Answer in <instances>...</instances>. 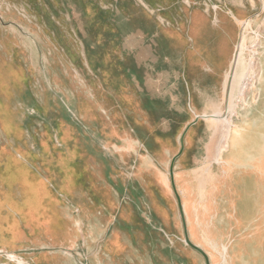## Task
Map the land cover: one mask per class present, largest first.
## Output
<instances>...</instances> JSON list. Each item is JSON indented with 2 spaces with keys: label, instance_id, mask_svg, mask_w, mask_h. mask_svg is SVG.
<instances>
[{
  "label": "rangeland",
  "instance_id": "1",
  "mask_svg": "<svg viewBox=\"0 0 264 264\" xmlns=\"http://www.w3.org/2000/svg\"><path fill=\"white\" fill-rule=\"evenodd\" d=\"M198 11L212 29L224 19L220 36L234 54L221 107L201 114L220 111L221 125L193 115L214 93L210 82H222L201 64L213 34L199 51L190 39ZM4 51L0 264H206L187 246L173 179L197 243H229L242 199L236 177L254 174L257 188H240L264 209V133L255 145L245 118L263 88L264 0H0ZM238 60L245 75L232 94ZM222 141L225 153L207 172ZM223 157L236 163L226 174ZM212 251L217 261L222 247Z\"/></svg>",
  "mask_w": 264,
  "mask_h": 264
},
{
  "label": "crops",
  "instance_id": "2",
  "mask_svg": "<svg viewBox=\"0 0 264 264\" xmlns=\"http://www.w3.org/2000/svg\"><path fill=\"white\" fill-rule=\"evenodd\" d=\"M199 14V15H198ZM197 16L191 17V25H190V39L194 43L193 46L199 51L202 50L205 44V37L210 36L213 34L214 37V42L213 45H210V49L208 53L205 55H201V64H206L208 67V70L214 74H222V82L219 87L215 86L214 82H210V88L212 90H215L214 93H208L205 96L200 97L199 102L200 106L193 111V115H201L204 113L210 112V107L214 108L217 105H222L224 98L226 96V92L224 93L223 87L224 83L226 80V75L230 69L231 66V56L234 54L232 53V48L229 43H227L226 39L221 38L220 36V30L222 29V26H225V29L227 28V24L224 23V19L222 17L216 16L213 29L210 27H207V23L203 17V15L198 11ZM234 20L236 21L235 17L232 16ZM237 23V22H236ZM170 33L172 36L177 37L180 35H177L175 29H170ZM212 37V38H213ZM182 45L185 44V40L181 39V37L178 39ZM235 49V45H234ZM234 52V51H233ZM6 55L7 53L4 51L0 55V62H3L1 64L7 63L8 61L2 56ZM13 63V62H12ZM0 64V65H1ZM175 68L173 64H170V67L166 70V88H169L170 90L172 89V86H177L178 85V79L177 77L173 76L175 73ZM216 88V89H215ZM169 94H171V91H169ZM177 103V102H176ZM181 109L184 108L181 103H177ZM194 122V120H193ZM192 122V123H193ZM192 123L190 125H192ZM191 127V126H189ZM259 134H263V132H260ZM258 133L254 135V142L255 145H257V139H258ZM189 136L188 130L185 132L183 135L182 139V148H181V155L185 150V138ZM187 142V140H186ZM187 144V143H186ZM234 147L237 149L238 147L235 146L234 141L232 145H229V148ZM207 150V148H206ZM210 152L207 150V154ZM255 154L254 157L258 158V148H255L253 151ZM180 154L175 158H179ZM223 156V155H222ZM222 164L224 166V173H228L229 170H234V167H236V163L232 161L229 157H223L222 159ZM256 168V164L254 166ZM250 176L246 179L245 181H240L241 177L239 179L232 181L233 185V193L236 197V195L241 199L239 202V208L237 210H234L233 214H230L233 216L231 217L232 221H235V224H237L233 228V233L229 235V243H197L194 240L193 236V228L191 224V220L189 217V214L187 215V230H188V235L189 239L191 240L192 244L200 248L209 258L210 264H264V224H258L257 221V212H259V215H264L263 210L264 209H259L253 207L255 206L254 201L252 198H250L251 195L245 194L242 192L240 195V192L242 191L240 186L241 185H247L246 187L248 190L252 191L253 189L257 188L258 182L254 178V174L250 172ZM246 177V176H245ZM243 184H242V183ZM245 183V184H244ZM241 196V197H240ZM182 199V198H181ZM250 199V200H249ZM237 201V200H236ZM249 203V205L245 204V202ZM183 203V202H182ZM240 203L243 205L240 206ZM243 207V208H242ZM254 208V210H253ZM184 209V206H183ZM185 212V211H184ZM228 213H224V218L223 222L226 224L228 222ZM158 219V218H157ZM250 219L248 223L245 225L244 221ZM241 221V223H239ZM249 227V228H248ZM188 240V239H187ZM185 241V240H184ZM191 244V243H190ZM190 244L187 245L190 247ZM214 246L217 248L222 247V255L220 258L216 261L213 260V249ZM213 248V249H212ZM196 252V251H195ZM198 253V252H196ZM202 258L203 255L198 253Z\"/></svg>",
  "mask_w": 264,
  "mask_h": 264
},
{
  "label": "bare ground",
  "instance_id": "3",
  "mask_svg": "<svg viewBox=\"0 0 264 264\" xmlns=\"http://www.w3.org/2000/svg\"><path fill=\"white\" fill-rule=\"evenodd\" d=\"M239 58H241V54H240V57ZM240 61L241 60H238V62H237V64H236V70L234 71V80H233V84H232V94L233 93H235V90H237V83H236V78L237 77H240V78H242L244 75H245V69L242 67V68H239L241 65H240ZM240 65V66H239ZM252 65V64H251ZM252 68L253 67H251L250 66V68L248 69V71H247V75H246V77H245V79L246 78H248L249 76H250V73H252L253 75H254V73H256V72H254L253 73V71H255V70H252ZM256 68V67H255ZM258 69V68H257ZM252 71V72H251ZM263 71V70H262ZM263 74V73H262ZM230 75V74H229ZM252 75V76H253ZM242 76V77H241ZM260 76H261V74H260ZM260 76H259V74H258V76H257V78L258 79H260ZM262 76H264V74L262 75ZM256 77V76H255ZM249 78H251V77H249ZM264 78V77H263ZM253 79V78H252ZM257 79V80H258ZM247 80V79H246ZM255 80V79H254ZM264 80V79H263ZM250 81V80H249ZM259 81V80H258ZM262 83V82H261ZM245 84V83H244ZM252 84H254V83H252ZM263 86V88H262V90H261V95H260V100L259 101H257L256 100V102H255V104L254 103H251V104H254V105H252V107H251V109H252V111L250 110V113L249 114H246V119H247V125H246V130H250V132H253L254 133V135L256 134V133H260V132H263L264 133V81H263V84H262ZM248 86V85H247ZM243 87H245L244 85H243ZM242 87V88H243ZM252 87V86H251ZM254 87H256V86H254ZM248 88V87H247ZM257 88V87H256ZM256 88H253V90L251 89V94H252V96H253V98H255L254 96H256V95H253L255 92H253V91H257V90H254V89H256ZM243 90V89H242ZM245 90V89H244ZM225 91V90H224ZM246 92V91H245ZM259 92V91H258ZM258 92H256L257 94H258ZM255 93V94H256ZM240 94H243V93H240ZM244 96V95H243ZM258 96H259V94H258ZM243 99H244V97H242ZM241 98V99H242ZM246 98V97H245ZM232 99H233V97H232ZM245 100V99H244ZM253 101H255V99L253 100ZM252 101V102H253ZM246 104H247V102H246ZM257 104V105H256ZM249 106V105H248ZM250 108V107H249ZM249 111V110H248ZM247 113V112H246ZM39 116V115H38ZM201 116H203L204 118H206V119H210V120H212V121H214V122H216L217 124L219 123V125H221V123H220V119H221V117H220V111H216L215 113H213V115H211V117H209V115L208 114H206V115H201ZM245 116V113H244V115L242 116V117H244ZM245 119V120H246ZM229 122V121H228ZM232 123V122H231ZM227 124H229L230 125V123H227ZM228 127V126H227ZM230 128V127H229ZM229 128H224V136H229L230 135V129ZM218 133H216V135H214V136H212V138H211V140H210V144H209V148H208V150H209V152L211 153V152H213V150H212V148H213V146H214V144H215V142L217 141V138H218V135H217ZM254 135H253V138H254ZM58 137V136H57ZM227 143V142H226ZM227 145V147H228V144H226ZM247 147V146H246ZM227 151V150H226ZM222 153H225V141H222V145H221V147H220V149H219V152H218V158L217 159H211L210 157H208V159L211 161L212 160V162H208L206 165H208V168H207V172H211V173H213V170H212V166L214 165V164H218L219 163V157H221L222 156ZM252 157V156H251ZM242 174V173H241ZM240 174V175H241ZM240 177V176H239ZM9 185L14 181V180H12L11 178H9ZM244 182V181H243ZM242 183V182H241ZM243 184V183H242ZM247 186V185H246ZM247 188V187H246ZM261 188V187H260ZM259 188V189H260ZM244 189V188H243ZM242 188H241V190H243ZM9 190H11V187L9 186ZM246 190V192H247V189H245ZM260 191V190H259ZM243 192V191H242ZM252 192V191H251ZM247 193H249V192H247ZM249 195H250V193H249ZM252 196H254V194H252ZM254 199V198H253ZM254 201V200H253ZM245 202V201H244ZM256 203V202H255ZM245 204L247 205H249V203H247V202H245ZM243 204L242 203H240V206H242ZM243 208V207H242ZM253 210H254V208H253ZM258 210V209H257ZM249 228V227H248ZM185 241H187V240H185Z\"/></svg>",
  "mask_w": 264,
  "mask_h": 264
},
{
  "label": "water",
  "instance_id": "4",
  "mask_svg": "<svg viewBox=\"0 0 264 264\" xmlns=\"http://www.w3.org/2000/svg\"><path fill=\"white\" fill-rule=\"evenodd\" d=\"M173 185H174V188H175V192H176V195H177V198L179 200V203H180V208L181 210L183 211L182 213V217H183V220H184V228H185V235H186V239H189V235H188V230H187V221H186V217H185V213H184V209H183V203H182V199H181V196L179 195L178 191H177V188H176V184H175V179H173ZM190 240V239H189ZM191 241V240H190ZM190 247L200 253L201 255H203L204 259H205V262L206 264H210V261H209V258L208 256L200 249L198 248L197 246L193 245L192 242L190 244Z\"/></svg>",
  "mask_w": 264,
  "mask_h": 264
}]
</instances>
